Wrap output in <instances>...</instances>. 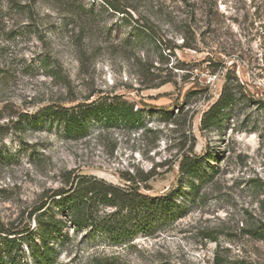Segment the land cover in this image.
<instances>
[{"label":"rangeland","instance_id":"rangeland-1","mask_svg":"<svg viewBox=\"0 0 264 264\" xmlns=\"http://www.w3.org/2000/svg\"><path fill=\"white\" fill-rule=\"evenodd\" d=\"M127 2L133 19L104 0H0V229L35 228L29 211L69 169L121 185L131 173L143 192L166 193L193 146L216 172L154 235L117 244L67 227L46 262L37 232L24 233L18 260L264 264V238L253 232L264 230V0ZM135 19L151 30L137 33ZM228 69L246 97L222 128L203 131ZM104 94L133 101L142 124L92 122L73 137L39 118L44 105Z\"/></svg>","mask_w":264,"mask_h":264},{"label":"trees","instance_id":"trees-1","mask_svg":"<svg viewBox=\"0 0 264 264\" xmlns=\"http://www.w3.org/2000/svg\"><path fill=\"white\" fill-rule=\"evenodd\" d=\"M111 9L131 16L127 7L130 3L120 4L119 0H104ZM133 19V16H131ZM137 23V33L149 32L146 25ZM184 47H193L189 43ZM182 46V47H183ZM175 48V46H168ZM220 96L211 102L202 115L200 127L203 131L222 128L225 118L234 112L246 94L235 71L228 69L225 74ZM262 108L264 103L258 101ZM39 118L55 123L73 137L84 136L89 125L97 122L100 126L137 127L142 124V114L136 104L119 94L101 95L91 101L72 105L47 104L40 110ZM194 152L193 146L179 162L177 186L163 194L143 192L136 175L129 173L121 185L94 174H82L69 169L65 172L63 184L48 190L45 198L29 212L35 218L36 227L23 228L13 233L7 228L0 229V264H22L17 258L22 234L40 236L39 252L45 261L51 259V240L66 238L64 230L72 227L75 231H88L94 236L108 238L117 244L130 243L138 235H154L186 210L188 201H194L201 190V184L211 179L216 172L214 166L207 167L206 157ZM254 233L264 238V230L255 229ZM31 253L38 257L34 248ZM103 263V262H100ZM96 263V264H100ZM109 264V263H108Z\"/></svg>","mask_w":264,"mask_h":264}]
</instances>
